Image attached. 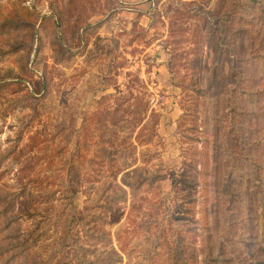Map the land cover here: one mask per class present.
I'll return each mask as SVG.
<instances>
[{
    "label": "rangeland",
    "instance_id": "obj_1",
    "mask_svg": "<svg viewBox=\"0 0 264 264\" xmlns=\"http://www.w3.org/2000/svg\"><path fill=\"white\" fill-rule=\"evenodd\" d=\"M238 1L0 0V78L8 83L0 87L6 264H181L172 258L177 249L196 257L203 242L223 239L230 249L247 244L264 255L262 51L251 52L252 95L235 94L227 110L204 101L215 56L210 23L220 16L229 29L223 74L239 42L236 28L253 36L259 23ZM12 12L33 26L7 23L20 21ZM242 108L253 112L248 158L234 161L248 173L246 191L244 183L222 179V166L218 179L207 174L215 149L219 162L233 161L222 151L223 133L232 125L231 140L239 144ZM244 203L251 209L236 213ZM83 215L94 220L79 227ZM75 234L77 244L62 245Z\"/></svg>",
    "mask_w": 264,
    "mask_h": 264
},
{
    "label": "trees",
    "instance_id": "obj_2",
    "mask_svg": "<svg viewBox=\"0 0 264 264\" xmlns=\"http://www.w3.org/2000/svg\"><path fill=\"white\" fill-rule=\"evenodd\" d=\"M237 3L236 4L238 6L243 7L244 11L246 12L252 11L251 14L253 16H256L255 15L256 13L257 18L259 19V23L257 24V26H255V29H254L255 34L253 36H250L248 34V31L245 28V26H239L238 28H236L235 32H236V36H238L239 42L237 43L235 52H232L230 57L226 59V62L230 64V67L228 71L226 72V74L222 73V69L224 68H221V61H222L224 51L228 49L226 32L229 29H225L223 24L220 22V19H221L220 16H219V21H214L210 23L209 32H208V38H210L209 48H211V50L215 52V56L213 57V60H212L213 67L209 71V74H207L206 76L205 89L207 93L209 92L211 94V97H213L214 100H210L211 97L206 98V100L204 99V101L208 104V107L216 104L217 107L221 109L222 105H224L225 110H227L229 107L228 105L230 104V98L231 97L233 98L235 94L238 93L243 97L252 95L253 93L252 90H249L248 88V82H249L248 72H251L254 69V67H252L253 64L251 63L252 62L251 52L258 49V50H261L262 53L264 54V3H263V0H239ZM14 12H12L13 17L14 16L21 17L19 14L14 13ZM238 17L241 20L246 18L243 15H239ZM18 20H20L18 23L14 22V20L12 19H7L6 21L7 23H12L14 27L18 25H25V23L26 25L30 27L33 26V24H31L30 22H25V20L22 17L19 18ZM207 23L208 21H206V24ZM213 38H214V42H213ZM55 44L62 45L63 44L62 39L57 38ZM21 45L22 44L20 42L15 43L13 46H11V51H16L19 47H21ZM232 50L233 49L231 48V51ZM218 63L220 65V68H218ZM236 65H241V66L237 68ZM215 77H218V81L216 82V85L213 80ZM6 84H8L7 80L0 78V87L5 86ZM237 86L240 87L239 91H238ZM43 87H45L44 82H43ZM260 94L261 93H258V95ZM242 109L243 111H241V117H242L243 123H242V126H239V128H237V130L241 132V134L239 135L241 136L239 144L238 145L233 144L234 141L231 140L233 136L232 134L233 126L232 125L227 129L226 132L223 133L224 142L222 146L225 150H222V151L224 153L229 151L233 161L230 163L219 162L222 155L220 152H218L219 149H215L211 154V158H212L211 162L213 166H211V170H209L207 174L211 175L212 178L218 179L219 177L218 170L220 166H222L224 169L222 172V179L225 180V178H227L228 181L244 183V187L242 188V190L246 191L248 187V184H246V181L247 180L249 181L248 173L245 169L239 170L236 164H234L235 163L234 161H235L236 156L237 157L240 156V158L242 157L248 158L247 154L243 156L244 155L243 151H246L249 148V146H252L250 139H249L251 129L249 128L248 123L252 121L250 116L253 114V112H250L249 110H246L245 108H242ZM182 117L180 116V118L177 119V122H179ZM227 117L228 116L226 114H223L219 122L223 123L224 119H226ZM220 130H222V126L220 127ZM117 151L119 154H123L122 149L117 148ZM110 160H112V157L110 158ZM126 168L127 166L124 165L123 169H126ZM114 180H116V178ZM138 180L142 183L144 178L139 175ZM44 181L48 183L52 182L49 178H45ZM120 182L124 184L125 186H129L128 183L125 182V180L122 178H120ZM62 187L63 188L61 189V191L64 193V191L66 190V185L63 184ZM1 191L2 190H0V198L3 197L4 195L3 193H1ZM70 191H71L70 195L73 196L75 194L76 189L70 187ZM63 193L60 196V198L64 197ZM218 193H221V191L218 190ZM0 203H1V199H0ZM7 208H8V203L4 204L3 206H0V231L4 230V227L10 222V220H8V217H6L5 213L3 212V211H6ZM105 208L107 211H109V208L107 206ZM235 209L237 211L236 213L239 212V209L249 210L251 209V204L244 203V204L235 206ZM219 213H220V209L217 208L216 217L222 216V215L219 216L218 215ZM69 217L72 220H76L75 217H73L72 215H69ZM86 217L87 216L83 215L82 218L79 217L77 219L78 220L77 225L79 227L86 226L87 221L91 222L94 220L92 216H90L88 220H86ZM249 218L250 216L248 212H245L243 214V226H246L249 223ZM212 223H215L216 225H220L219 224L220 221L218 220ZM223 223L225 225H230V223H228L225 220ZM64 229L68 232V234H70L71 228L69 226H66ZM75 236L76 238L72 240V243L67 242V239H68V236H67L64 244L62 245L66 247L68 246L70 248L71 246L77 244V242L79 241V238L77 237L76 234ZM87 236L90 237V234ZM4 238L5 236L0 234V244L6 243ZM207 238L208 236H205L203 239L206 241ZM235 238L237 239L236 236ZM237 242L239 241L237 240ZM230 244H231V241L227 239L216 241L214 245H211V246L207 245V241L203 242V244L199 248V253L196 257L193 254H187L183 250V247H181L177 249L175 252H173L172 258L174 259L176 263H179V261H181V264H264V255L261 252L257 250L254 251L251 248H248L247 244H244L245 248L237 246L236 248L230 249L229 248ZM5 250L6 248H2L1 252H4ZM197 259L199 260L198 262H197ZM251 259H253V261H251ZM7 260L10 261V258L1 257L0 264H6Z\"/></svg>",
    "mask_w": 264,
    "mask_h": 264
}]
</instances>
